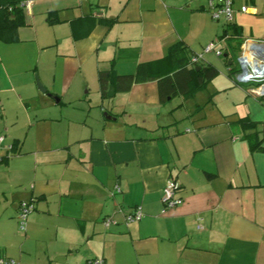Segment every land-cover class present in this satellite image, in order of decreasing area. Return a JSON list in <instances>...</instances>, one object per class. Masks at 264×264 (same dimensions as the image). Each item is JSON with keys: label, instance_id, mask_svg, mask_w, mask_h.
Instances as JSON below:
<instances>
[{"label": "crops", "instance_id": "obj_1", "mask_svg": "<svg viewBox=\"0 0 264 264\" xmlns=\"http://www.w3.org/2000/svg\"><path fill=\"white\" fill-rule=\"evenodd\" d=\"M22 1L18 40H0V134L11 145L0 156V256L264 264V103L233 81L236 40L225 39L234 29L264 39V0H233L227 30L205 0ZM217 38L222 54L203 58L217 73L203 87L161 102L150 79L100 96L99 69L164 72L173 44L190 55ZM169 178L182 202L164 208ZM20 201L33 206L24 229ZM137 206L141 219L126 223Z\"/></svg>", "mask_w": 264, "mask_h": 264}, {"label": "trees", "instance_id": "obj_2", "mask_svg": "<svg viewBox=\"0 0 264 264\" xmlns=\"http://www.w3.org/2000/svg\"><path fill=\"white\" fill-rule=\"evenodd\" d=\"M20 2L21 0H0L1 41L12 43L18 40L17 29L24 24ZM226 25L227 30L228 27L231 26V23H226ZM224 35L225 32L221 34L220 37ZM230 37H234L236 40L235 48H240L242 41L245 39L241 40L239 33H237L235 29L231 36L229 35L225 39L228 40ZM191 56L192 54L189 55L184 46L180 43H176L168 48L167 54L161 59L172 61L170 67L164 69V72L151 74L148 71L149 62L138 63L135 71L128 74H118L112 67L108 69H99L97 71V83L100 96L106 98L110 87H112L114 91H126L133 83L150 79L157 80L158 97L161 102L164 101L166 97L176 93L188 94L192 84L203 87L205 83L217 73L213 65L205 64L203 59L198 62H192ZM230 61L233 63L231 55ZM196 67H198V69H196ZM233 73L234 68L231 69L230 75L232 76ZM258 99L264 103V98Z\"/></svg>", "mask_w": 264, "mask_h": 264}, {"label": "built area", "instance_id": "obj_3", "mask_svg": "<svg viewBox=\"0 0 264 264\" xmlns=\"http://www.w3.org/2000/svg\"><path fill=\"white\" fill-rule=\"evenodd\" d=\"M210 16L214 20L222 19L225 23H230L233 19L234 8L233 0H205ZM29 1L20 2L21 7L28 6ZM241 12H246L245 5L240 6ZM221 38L207 43L201 51L192 54L191 61L198 62L204 58V54L214 52L220 56L221 49L217 47ZM233 81L237 84H244L247 87V92L257 98H264V39L245 38L239 48V52L235 58L234 73L232 74ZM6 145L5 137L0 134V156L1 149ZM6 147L9 149L10 144ZM114 191L119 192L118 185L114 186ZM178 184L175 180L169 178L166 180L162 188V202L164 208H170L181 204L182 199L177 195ZM33 209L30 201H20L18 205V226L24 229L27 216ZM142 212L140 207H135L131 212L124 214L126 223L140 220ZM103 223L109 225L115 223V220L109 216L103 218ZM198 227H200L198 225ZM0 264H17L16 260L10 257L0 256ZM88 264H104L103 259L93 258L88 261Z\"/></svg>", "mask_w": 264, "mask_h": 264}, {"label": "water", "instance_id": "obj_4", "mask_svg": "<svg viewBox=\"0 0 264 264\" xmlns=\"http://www.w3.org/2000/svg\"><path fill=\"white\" fill-rule=\"evenodd\" d=\"M196 69H198V67H196ZM37 86H38L39 90H41L42 92H45V88L40 84L39 81H37ZM112 93H113V88L110 87L109 90H108V95L110 96V95H112ZM47 95L51 96V97H54L53 95H51L49 93H47Z\"/></svg>", "mask_w": 264, "mask_h": 264}, {"label": "rangeland", "instance_id": "obj_5", "mask_svg": "<svg viewBox=\"0 0 264 264\" xmlns=\"http://www.w3.org/2000/svg\"><path fill=\"white\" fill-rule=\"evenodd\" d=\"M234 43H236V41H235ZM232 45H233V44H232ZM230 55L232 56V58H233V63H234L235 58H236V55H237L236 48H233V49L230 50ZM233 65H234V64H233ZM86 95H87V97H88V96L91 95V94L87 93ZM106 98H108V97H106ZM91 105H94V104H91Z\"/></svg>", "mask_w": 264, "mask_h": 264}]
</instances>
